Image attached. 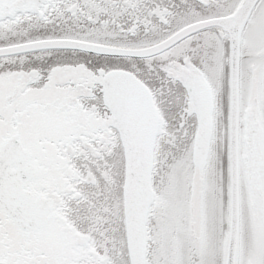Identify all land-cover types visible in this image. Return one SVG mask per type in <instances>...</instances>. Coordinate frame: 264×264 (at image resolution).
Returning a JSON list of instances; mask_svg holds the SVG:
<instances>
[{
    "label": "snow or ice",
    "instance_id": "obj_1",
    "mask_svg": "<svg viewBox=\"0 0 264 264\" xmlns=\"http://www.w3.org/2000/svg\"><path fill=\"white\" fill-rule=\"evenodd\" d=\"M0 264H264V0H0Z\"/></svg>",
    "mask_w": 264,
    "mask_h": 264
}]
</instances>
